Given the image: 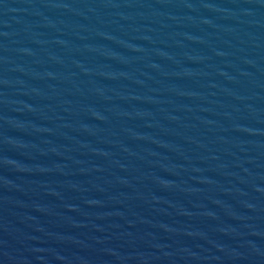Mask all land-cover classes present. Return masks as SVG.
<instances>
[{
	"label": "water",
	"instance_id": "obj_1",
	"mask_svg": "<svg viewBox=\"0 0 264 264\" xmlns=\"http://www.w3.org/2000/svg\"><path fill=\"white\" fill-rule=\"evenodd\" d=\"M0 264H264V0H0Z\"/></svg>",
	"mask_w": 264,
	"mask_h": 264
}]
</instances>
